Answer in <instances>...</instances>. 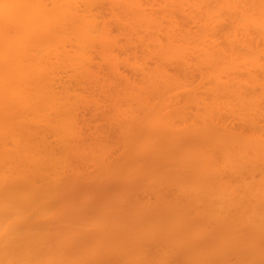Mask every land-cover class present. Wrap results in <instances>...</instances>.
Segmentation results:
<instances>
[{"label":"bare ground","instance_id":"bare-ground-1","mask_svg":"<svg viewBox=\"0 0 264 264\" xmlns=\"http://www.w3.org/2000/svg\"><path fill=\"white\" fill-rule=\"evenodd\" d=\"M0 264H264V0H0Z\"/></svg>","mask_w":264,"mask_h":264}]
</instances>
